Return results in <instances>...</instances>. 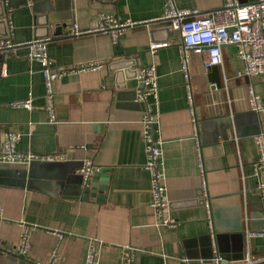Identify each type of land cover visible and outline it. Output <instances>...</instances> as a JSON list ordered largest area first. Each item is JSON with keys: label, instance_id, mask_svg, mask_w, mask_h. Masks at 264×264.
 <instances>
[{"label": "crops", "instance_id": "0c3cea01", "mask_svg": "<svg viewBox=\"0 0 264 264\" xmlns=\"http://www.w3.org/2000/svg\"><path fill=\"white\" fill-rule=\"evenodd\" d=\"M173 1L177 7L194 10L188 19L224 5V0ZM249 1L254 0H239ZM162 8V0L0 1V38L8 34L13 43L47 38L54 68L103 62L99 68L72 70L54 81V120H50L39 63L25 57L24 44L0 49V128L19 134L15 143L19 152L37 156L24 164H0V264L35 260L48 264L52 247L59 254L53 264H84L92 237L97 264H121L127 254L128 264H215L214 246L225 260L221 264H241L247 254L256 258L253 264H264V235L247 238L244 229V210L248 229L264 224V189L258 188L264 183V167L259 174L253 172L254 135L264 131V109L250 107V78L236 76L244 67L236 45L221 46V67L203 68L205 46L188 51L187 81L216 228L212 241L199 191L180 39L169 22L158 18ZM103 11L142 22L125 28L112 43L107 33L92 30ZM46 18L63 25L61 33L46 34L42 23ZM72 24L83 32L72 34ZM156 41L168 44L150 50L149 43ZM150 63L155 67L157 94L147 100L157 116L166 214L173 226L160 225L150 205L139 123L142 105L130 99L138 86L135 68ZM252 82L264 106V77ZM27 97L28 109L11 104ZM55 153L63 157H39ZM85 160L107 168L106 188L96 195L67 197L75 191ZM22 233L28 246L19 257L20 252L12 250Z\"/></svg>", "mask_w": 264, "mask_h": 264}, {"label": "built area", "instance_id": "2783aa9c", "mask_svg": "<svg viewBox=\"0 0 264 264\" xmlns=\"http://www.w3.org/2000/svg\"><path fill=\"white\" fill-rule=\"evenodd\" d=\"M224 5L220 8L212 9L207 13L187 18L194 10L177 7L173 0H162V12L158 16L159 19L169 22L172 29L178 34L179 37V57H180V70L184 74L185 91L187 99V109L190 112V126H192L191 140L194 143V151L196 155L198 176L200 178L199 191L202 197V203L205 208L206 221L208 230L210 231L211 240L213 241L212 230V212L210 209L209 199L206 192V181L203 177L202 161H200V147L198 136V127L192 109V93L189 89L187 81V63L188 51H200L202 46H205L206 58L202 61L203 68L209 65H222L221 46L226 44L236 45V55L244 61V67L236 71V76H248L250 82L247 84L249 90V105L252 109L260 112L263 111L264 106L261 104L259 93L254 90L253 78L264 77V0H254L249 2H239V0H224ZM96 26L92 28L94 31L107 33L109 40L112 43L117 42L118 37L123 30L130 26L138 25L142 20H132L129 17L119 19L112 13L99 12L96 18ZM72 34L76 35L83 31L77 28V25L72 24ZM47 38L34 37L26 41L13 43L9 40L8 34L0 38V49L8 50L14 46L24 44L27 47L25 57L28 60L37 61L39 63V72L43 78V95L45 99V109L49 114V119L54 120L53 112V83L62 74L72 70L81 71L87 69H96L103 65L101 60H89L87 63H78L71 65L69 68H54L52 60H50L47 52ZM167 41H156L149 43V49L154 50L156 47L167 45ZM135 78L138 81V86L135 88V99L141 101L142 113L139 119L140 126L142 127V143L144 147V167L148 170L150 179V205L154 214L158 217V223L173 226L174 220L166 214L168 207V199L165 196V179L163 172V162L161 161V138L157 134L158 127H156L157 116L152 105L148 102L147 98H156V75L153 63L148 65H141L134 70ZM226 79H223V84ZM212 88H216L214 82L210 83ZM30 97L12 101L14 106H23L30 108ZM19 138V134L14 131L0 128V164L15 163L24 164L32 158L37 156L30 152L18 151L15 148V143ZM237 136L233 132V140L236 141ZM254 141L257 144V158L253 164V172L259 174L260 169L264 167V131L254 135ZM41 158L48 160H55L62 158V154H48L39 155ZM79 172L85 178L94 169L99 166L93 165L88 160H85ZM243 178H245L242 175ZM260 191L264 189V183L260 182L258 185ZM245 216V233L248 238L250 235H264V224L259 229H248V213L244 210ZM0 219L1 207H0ZM264 221V216H263ZM90 238L86 247V254L84 264H97L98 262V249L94 246V240ZM28 246V239L25 233H22L19 243L16 246V252L23 253ZM125 245V247H127ZM215 249V246H214ZM48 264H53L57 261L59 256L55 247L50 249ZM130 254L125 257L124 263L128 264L130 261ZM221 258L219 253L213 257L215 264H220ZM248 254L240 260L241 264H253L254 260ZM34 264H41L38 260L33 261Z\"/></svg>", "mask_w": 264, "mask_h": 264}, {"label": "water", "instance_id": "95a60500", "mask_svg": "<svg viewBox=\"0 0 264 264\" xmlns=\"http://www.w3.org/2000/svg\"><path fill=\"white\" fill-rule=\"evenodd\" d=\"M0 1H3V0H0ZM2 13H3V9H2V11H0V14H2ZM42 23H43L46 34L51 33L52 35H57L58 33H61V29H62L63 25L56 22L55 20L47 19V20H44ZM6 32L7 31L5 30L4 33L6 34ZM132 93L133 94H132L130 99L135 103L138 102V104H141V101L135 100L134 90H132ZM21 172L23 174V171H21ZM79 174H80L79 182L74 187V190H75L74 193L70 194L67 197H70V198H73L76 196L86 197V196H91V193H95V195H96L97 190H104L106 188V182H107L106 179H107V175H108L106 167H99L98 169L92 170L90 172V174H88L85 178L82 177L81 173H79ZM215 229L216 228L212 224V230H213V236L212 237L213 238H214L215 232H216ZM215 249L218 253L217 247H215ZM17 256L23 257L22 253H18ZM220 259H219L220 264L223 263V261H225V260L221 261Z\"/></svg>", "mask_w": 264, "mask_h": 264}]
</instances>
